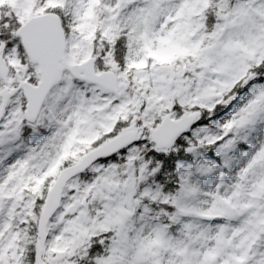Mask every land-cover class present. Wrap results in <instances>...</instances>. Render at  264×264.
<instances>
[{
  "label": "snow or ice",
  "instance_id": "6c2138e0",
  "mask_svg": "<svg viewBox=\"0 0 264 264\" xmlns=\"http://www.w3.org/2000/svg\"><path fill=\"white\" fill-rule=\"evenodd\" d=\"M0 264H264V0H0Z\"/></svg>",
  "mask_w": 264,
  "mask_h": 264
}]
</instances>
